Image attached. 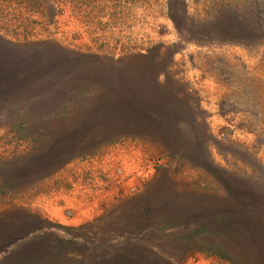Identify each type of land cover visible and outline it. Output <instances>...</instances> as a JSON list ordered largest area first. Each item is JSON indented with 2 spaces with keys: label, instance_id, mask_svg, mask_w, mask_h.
Listing matches in <instances>:
<instances>
[{
  "label": "rangeland",
  "instance_id": "374dc122",
  "mask_svg": "<svg viewBox=\"0 0 264 264\" xmlns=\"http://www.w3.org/2000/svg\"><path fill=\"white\" fill-rule=\"evenodd\" d=\"M0 264H264V0H0Z\"/></svg>",
  "mask_w": 264,
  "mask_h": 264
},
{
  "label": "crops",
  "instance_id": "0c3cea01",
  "mask_svg": "<svg viewBox=\"0 0 264 264\" xmlns=\"http://www.w3.org/2000/svg\"><path fill=\"white\" fill-rule=\"evenodd\" d=\"M66 170H63L64 174L68 173ZM99 172L100 171L93 172L89 169L88 171L76 170L72 173H68L66 177L69 178V186L65 189L67 192H64V194H68V196H65L60 203H54L48 207L50 212H54L51 216L58 221L61 220V222H63L68 220V223H71L91 221L96 216L100 215L102 211V204H104L105 201H109L110 195H105V197L100 199V193L97 192L94 187L95 180L97 179L96 177H100ZM94 173H98L99 175H95ZM73 176L76 178L75 181L72 180ZM80 190L84 191L79 192ZM86 191L88 193L85 195ZM122 191L124 192L122 193V196H125L126 189L123 188ZM29 236L31 235H25L24 237ZM28 239L29 238H27V240Z\"/></svg>",
  "mask_w": 264,
  "mask_h": 264
},
{
  "label": "trees",
  "instance_id": "16d2710c",
  "mask_svg": "<svg viewBox=\"0 0 264 264\" xmlns=\"http://www.w3.org/2000/svg\"><path fill=\"white\" fill-rule=\"evenodd\" d=\"M244 224H245L246 226H248L247 219L245 220ZM227 239H228V240H229V239H232V237L229 236ZM241 240L246 242V241L249 240V236L245 234V235H243V236L241 237ZM214 248L216 249V247H214ZM215 251H216V250H215ZM218 254L224 257L223 254H221V253H218ZM241 254H242V257L244 258V254H243V253H241Z\"/></svg>",
  "mask_w": 264,
  "mask_h": 264
}]
</instances>
